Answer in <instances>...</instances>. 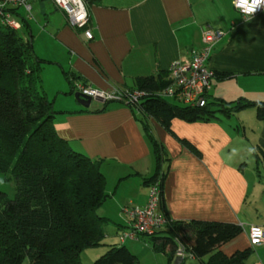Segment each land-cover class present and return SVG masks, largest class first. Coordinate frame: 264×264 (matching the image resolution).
Returning a JSON list of instances; mask_svg holds the SVG:
<instances>
[{
  "label": "crops",
  "instance_id": "crops-1",
  "mask_svg": "<svg viewBox=\"0 0 264 264\" xmlns=\"http://www.w3.org/2000/svg\"><path fill=\"white\" fill-rule=\"evenodd\" d=\"M31 1L38 8L36 23L27 26L35 54L49 62L41 80L57 112L56 132L72 148L101 160L108 198L97 213L110 221L106 245L128 246L131 241L119 237L129 228L124 209L143 207L148 200L144 179L152 177L156 161L142 125L146 119L165 152L160 213L174 222L242 228L203 262L216 253L229 257L251 249L246 264H264V246L252 247L248 237L250 226L264 227V121L253 108L217 113L209 122L174 118L167 131L139 108L119 102L95 100L82 108L72 101L64 77L66 72L73 85L100 92L134 91L139 78L161 72L167 81L170 65L188 62L191 51L202 49V31L210 27L223 36L208 61L220 77H213L216 84L211 81L208 94L223 103L264 101V10L247 18L234 10L233 0H88L92 39L87 40L83 30L67 25L51 0ZM6 183L0 175V193L10 198L1 190Z\"/></svg>",
  "mask_w": 264,
  "mask_h": 264
},
{
  "label": "trees",
  "instance_id": "trees-1",
  "mask_svg": "<svg viewBox=\"0 0 264 264\" xmlns=\"http://www.w3.org/2000/svg\"><path fill=\"white\" fill-rule=\"evenodd\" d=\"M18 10L9 8L8 12L21 22L19 30L0 24V174L13 184L15 192L12 199L0 193V264H22L25 259L29 264H81V253L99 246H107V250L92 264H139L126 246L104 244L110 221L97 213L108 198L101 160L75 152L58 136L53 125L57 112L41 80V71L49 62L35 54L28 21ZM68 76L64 72L70 84L68 94L73 95V80ZM166 77L167 73L161 72L139 78L134 91L143 93L136 107L145 118L157 120L167 131L174 118L188 123L209 122L217 113L229 116L246 108H253L256 117L264 121V101L223 103L208 94L204 107L190 108L163 99L157 93L167 85ZM214 78L220 77L214 74ZM142 125L156 161L154 174L144 179V184H158L160 211L165 152L146 119ZM165 218V229L136 239L151 241L154 252L165 255L168 263L175 260L178 238L185 254L201 264H246L251 249L229 257L216 253L206 262L202 259L239 235L240 226Z\"/></svg>",
  "mask_w": 264,
  "mask_h": 264
},
{
  "label": "built area",
  "instance_id": "built-area-1",
  "mask_svg": "<svg viewBox=\"0 0 264 264\" xmlns=\"http://www.w3.org/2000/svg\"><path fill=\"white\" fill-rule=\"evenodd\" d=\"M51 1L58 10L64 13L70 28L83 30L86 39H92V35L87 29L89 22L88 0ZM236 2L237 0H233L232 6L243 17H254L264 10V5H261L254 13L246 14L241 8L236 7ZM20 7H23L28 13L30 12V5L27 0H0V24L19 30L21 28L20 22L8 12V9ZM222 36L221 31L205 27L202 31V49L191 51L188 62L176 61L170 65L167 85L157 93L158 96L185 107H204L214 77V73L208 68V61L214 45ZM74 89L75 92L91 97L93 100L120 101L121 104L131 107H136L137 101L143 95L139 91L130 93L117 89L110 92H100L81 84H75ZM159 205L160 190L156 184L149 187L148 200L145 206L124 209V213L129 218V228L120 234V239H136L138 235L153 236L165 229L168 222L165 216L160 213ZM248 237L252 247L264 246V227L250 226ZM175 242L177 243L176 257L192 258L191 255L185 254L182 241L175 238Z\"/></svg>",
  "mask_w": 264,
  "mask_h": 264
},
{
  "label": "rangeland",
  "instance_id": "rangeland-1",
  "mask_svg": "<svg viewBox=\"0 0 264 264\" xmlns=\"http://www.w3.org/2000/svg\"><path fill=\"white\" fill-rule=\"evenodd\" d=\"M35 4L36 3L32 2V1L30 2L32 12L30 9V12L28 13L23 7H20L18 10L21 17L26 19L28 22H31V24L36 23V19H34L33 17L35 15V12L38 10V8H37V5H35ZM212 84H213V86H214V84H216L215 80H212ZM129 92L132 93L135 91H129ZM71 97H72V101L74 103H76V100L73 97V95H71ZM49 100L51 101V98H49ZM60 101L61 100H58V103H60ZM96 101H103V100L102 99H96ZM94 102L95 101L93 100L92 103H94ZM103 102H112V101H103ZM115 102L122 103L120 101H115ZM170 102L174 103L173 101H170ZM70 148L77 153H82V154L86 155L82 151L81 152H80V150L78 151L77 148H75V147L72 148L70 146ZM1 190L6 192L8 194V196L10 197V199H12L14 197L15 192H14V186L12 183L4 184V186L1 187ZM112 235L114 237V234H112ZM115 240H117V239H115ZM126 240L131 241V242H127L128 246H126V247L135 256H137L139 264H168V261H167V258L165 257V255L154 252L153 244L151 241H149L147 239H142V238L131 239V240H130V238H127ZM104 244L106 245V244H110V243H108V242H106V240H104ZM106 250H107V246H99V247H94V248L84 250L80 256L81 264H92L96 259H98L102 254H104ZM176 258L177 257L175 256V259ZM184 263L185 264H201L199 260H195L192 258H185ZM22 264H29L28 259H25L22 262Z\"/></svg>",
  "mask_w": 264,
  "mask_h": 264
},
{
  "label": "clouds",
  "instance_id": "clouds-1",
  "mask_svg": "<svg viewBox=\"0 0 264 264\" xmlns=\"http://www.w3.org/2000/svg\"><path fill=\"white\" fill-rule=\"evenodd\" d=\"M261 5H264V0H237L236 7L241 8L246 14L254 13Z\"/></svg>",
  "mask_w": 264,
  "mask_h": 264
},
{
  "label": "water",
  "instance_id": "water-1",
  "mask_svg": "<svg viewBox=\"0 0 264 264\" xmlns=\"http://www.w3.org/2000/svg\"><path fill=\"white\" fill-rule=\"evenodd\" d=\"M73 97L75 98L76 102L84 109H88L90 107L92 101H93L91 97L82 95V94H80L78 92H75L73 94ZM183 262H184L183 258L177 257L174 260L173 264H182Z\"/></svg>",
  "mask_w": 264,
  "mask_h": 264
}]
</instances>
